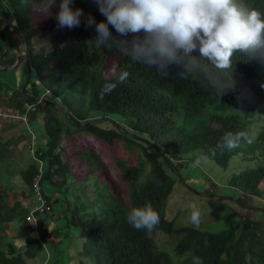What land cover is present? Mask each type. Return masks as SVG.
I'll return each mask as SVG.
<instances>
[{
	"label": "trees",
	"instance_id": "1",
	"mask_svg": "<svg viewBox=\"0 0 264 264\" xmlns=\"http://www.w3.org/2000/svg\"><path fill=\"white\" fill-rule=\"evenodd\" d=\"M1 1L5 23L0 32L7 43L2 56L9 50L12 54L1 58L0 65H11L13 55L24 51L21 57L27 61L30 77L25 91L7 88L0 80V101L18 114L24 111V103L34 104V110L26 112V124L39 120L40 113L42 135L31 130L36 137L35 159L31 156L19 169L23 187L17 192L0 182V264H28L25 259L42 248L46 235L59 237L58 228L45 230L41 215L36 223L38 232L31 239L14 245L3 237V227L13 222L32 231L24 214L38 163L42 195L49 205L45 213L58 209L53 221L63 218L65 226L78 227L80 255L92 264H191L188 253L193 249L203 264H264V230L262 221L254 217V208L247 209L253 216L244 213L235 225L218 231L174 227L164 216L176 173L187 162L207 157L225 167L228 158L239 153L249 159L264 156V129L251 144L242 143L232 150L218 146L224 133H248L244 122L256 114L264 116V61L236 53L232 86L218 95L196 79H180V69L175 66L169 68V76L162 77L154 68L115 49L97 47L95 27H85L84 17L79 27L59 28L54 16L37 9V0ZM242 2L264 14V0ZM73 7L86 9L95 21L105 20L96 0H73ZM109 29L117 35L111 25ZM31 36L36 41L38 36L46 39V48L37 45L39 50L34 52ZM114 62L118 71L129 73L128 78L100 100L103 84L114 79L110 72ZM224 79L231 84L230 74ZM82 136L104 147L123 184L124 199L93 145H75V139ZM78 169L83 172L79 174ZM263 181L264 164H256L232 174L228 185L241 187L250 199L257 196ZM241 197L237 200L244 204ZM145 204L159 214L160 223L154 230L179 235L172 247L174 258L157 248L151 233L137 231L126 222L131 207ZM61 239L51 241L55 251Z\"/></svg>",
	"mask_w": 264,
	"mask_h": 264
},
{
	"label": "clouds",
	"instance_id": "2",
	"mask_svg": "<svg viewBox=\"0 0 264 264\" xmlns=\"http://www.w3.org/2000/svg\"><path fill=\"white\" fill-rule=\"evenodd\" d=\"M96 3L105 20L85 16L80 7H73V0H37L35 6L42 14L54 16L59 28L79 27L84 17L85 27H95L97 35L93 39L97 47L115 49L154 68L162 77L169 76V68L175 66L180 69V79H196L215 89L218 95L232 86V58L236 53L248 60L264 61V14L246 7L242 0H96ZM109 25L117 35H113ZM110 72L114 79L103 84L100 100L115 91L129 75L127 71H118L115 62ZM229 74L230 85L224 79ZM252 142V137L241 130L224 133L218 146L232 150ZM206 159L198 158L193 167ZM188 207L189 222L199 229L200 206L193 201ZM125 219L135 230L147 233L160 223L159 214L150 204L131 207ZM188 256L191 264H203L194 249Z\"/></svg>",
	"mask_w": 264,
	"mask_h": 264
},
{
	"label": "rangeland",
	"instance_id": "3",
	"mask_svg": "<svg viewBox=\"0 0 264 264\" xmlns=\"http://www.w3.org/2000/svg\"><path fill=\"white\" fill-rule=\"evenodd\" d=\"M4 9L5 5L0 0V26L5 23L4 18L1 16ZM82 10L85 16H87L86 9ZM8 19L9 17H6V20ZM38 37L37 41L34 36L30 37L34 52L39 50V46L37 45L44 46L46 43V39H41V36ZM44 47L46 48V46ZM1 52L2 50L0 54ZM11 54L9 50L1 58L10 57ZM16 54L17 52L13 55L14 59L16 58ZM22 54L23 52L21 51L19 63L16 66L7 70H0V80L7 88H20L25 79L27 63L25 57H21ZM1 63L2 60H0ZM10 113H14V110H10L0 101V182L18 192L23 187V183L19 177V169L32 159L26 147L27 141H29L28 130H33L39 137L42 135V115L38 113L37 117L39 120L35 118L32 125L31 123L25 125L21 123V120L16 121V117L11 116ZM244 128L253 139L259 130L264 129V116L259 114L254 115L249 122H244ZM79 143L81 145L83 143H91L93 145L94 151L106 165L108 176L119 184L120 195L124 199L123 184L115 168L110 164L104 147L98 141L88 136L76 138L75 145ZM193 162H187L181 167L179 170L181 176L176 177L177 179L174 181L172 190L165 200L164 216L166 219L172 220L174 227H193L189 222L190 209L188 205L195 201L199 204L202 213L199 229L218 231L229 225H235L244 213L251 214L252 212L249 210L254 208V217L262 221L264 230V181L258 185L257 196H250V199L249 196H244V194L248 195V192L241 187L228 185V180L232 174L244 168L254 167L256 164H264V156L249 159L248 155L239 153L236 156L229 157L225 167L210 160H202L198 167H193ZM83 169H85L84 166ZM83 169H78V173L81 174ZM239 197L244 199V204L237 200ZM248 200L250 205H247ZM57 210L53 208L51 212L41 215V219L46 226L45 230L49 231L51 227L52 229L58 228V235L62 239L56 245V251L53 249L51 241L53 240L52 242H54L59 237L55 236L52 239V235H46V242H44L42 248L37 251L34 257L25 259L26 263L92 264V260L80 255L81 239L78 235V227L72 225L65 226L63 218L53 221ZM253 214L251 215L253 216ZM3 233L5 240L14 245L31 239L36 235L33 231H26L25 227L21 228L17 222H13L9 226L5 225ZM150 237L157 248L167 251L174 258L172 247L174 241L176 242L179 238L178 234H165L153 230Z\"/></svg>",
	"mask_w": 264,
	"mask_h": 264
},
{
	"label": "built area",
	"instance_id": "4",
	"mask_svg": "<svg viewBox=\"0 0 264 264\" xmlns=\"http://www.w3.org/2000/svg\"><path fill=\"white\" fill-rule=\"evenodd\" d=\"M10 92H8L9 94ZM45 93V91H43ZM34 110V104L24 103V111L22 113H17L14 111V113H10L11 116L16 117V120H21L22 124H26V112ZM28 138L29 141H27V152L32 156V158L35 159L34 154V147L36 142L35 134L31 132V130H28ZM35 144V145H34ZM38 161V160H37ZM39 162V161H38ZM41 163H38V171L33 177V180L29 187V201L30 205L24 214V221L29 224L30 229L37 234V220L40 215L45 214L46 211L49 209V205L46 203L42 191H41V185H40V172H41Z\"/></svg>",
	"mask_w": 264,
	"mask_h": 264
},
{
	"label": "water",
	"instance_id": "5",
	"mask_svg": "<svg viewBox=\"0 0 264 264\" xmlns=\"http://www.w3.org/2000/svg\"><path fill=\"white\" fill-rule=\"evenodd\" d=\"M0 41H1V43H2V52H1V54H0V58H1L2 55H3V54L6 52V50H7V43H6V40H5V38H4V36H3V34H2L1 32H0ZM20 52H21V51L17 52V54H16V58H15L14 62H13L11 65H8V66H0V70H7V69H10V68H13L14 66H16V65L19 63V55H20ZM22 52L24 53V51H22ZM26 63H27V61H26ZM29 77H30V68H29V66L27 65V67H26V73H25V79H24V81H23V83H22V85H21V87H20L22 91H25V87H26V85H27V83H28ZM39 100H40V99H39ZM42 101L45 102V103L50 104L51 106L57 108L58 110H60V111H62V112H65L64 108L61 107V106H59V105H57L56 103H53V102H51V101H49V100H46V99H43ZM87 123H89V122H87ZM83 125H85V124H83ZM139 139H141V138H139ZM158 149H159V148H158ZM176 174H177V176L179 177V174H178V173H176Z\"/></svg>",
	"mask_w": 264,
	"mask_h": 264
},
{
	"label": "crops",
	"instance_id": "6",
	"mask_svg": "<svg viewBox=\"0 0 264 264\" xmlns=\"http://www.w3.org/2000/svg\"><path fill=\"white\" fill-rule=\"evenodd\" d=\"M16 124H17V123H16ZM16 124H15V125H16ZM15 125H12V126H15ZM8 140H9V138H8Z\"/></svg>",
	"mask_w": 264,
	"mask_h": 264
},
{
	"label": "bare ground",
	"instance_id": "7",
	"mask_svg": "<svg viewBox=\"0 0 264 264\" xmlns=\"http://www.w3.org/2000/svg\"><path fill=\"white\" fill-rule=\"evenodd\" d=\"M46 93V92H45Z\"/></svg>",
	"mask_w": 264,
	"mask_h": 264
}]
</instances>
